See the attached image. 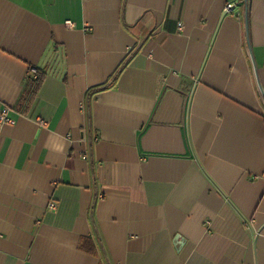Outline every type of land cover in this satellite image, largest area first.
<instances>
[{
    "label": "crops",
    "instance_id": "obj_1",
    "mask_svg": "<svg viewBox=\"0 0 264 264\" xmlns=\"http://www.w3.org/2000/svg\"><path fill=\"white\" fill-rule=\"evenodd\" d=\"M4 109L0 264H264V0H0Z\"/></svg>",
    "mask_w": 264,
    "mask_h": 264
},
{
    "label": "trees",
    "instance_id": "obj_2",
    "mask_svg": "<svg viewBox=\"0 0 264 264\" xmlns=\"http://www.w3.org/2000/svg\"><path fill=\"white\" fill-rule=\"evenodd\" d=\"M243 3L247 4V7L249 9L251 0H240ZM47 77V72L44 69L41 68H36L35 71L31 70L27 77L25 78L24 81V90L23 93L16 104L15 108L21 112V113H28L30 109L32 108L35 100L37 99L39 90L41 89L45 79ZM107 85V84H106ZM99 86L97 88H94L87 93V109H86V114H87V121L90 124L92 121V111H91V105H90V97L91 93L95 92L97 89L104 87ZM93 226H94V231H97V224L95 218L92 220ZM97 233V237L99 242L101 243L100 247H96L95 241H93L91 236H83L81 237L79 248L93 253L97 256H99L100 262L99 264H114L107 252L106 249L102 250L103 244H102V238L101 236Z\"/></svg>",
    "mask_w": 264,
    "mask_h": 264
},
{
    "label": "built area",
    "instance_id": "obj_3",
    "mask_svg": "<svg viewBox=\"0 0 264 264\" xmlns=\"http://www.w3.org/2000/svg\"><path fill=\"white\" fill-rule=\"evenodd\" d=\"M232 8H233V4L228 3L227 6H226V10H227V11H228V10H232ZM67 25H68L69 27H74V23H73L72 21H67ZM178 28H179V29H183V23H182V22H179V26H178ZM33 71H35V69H34ZM0 121H1V122H11V123L14 122V119L8 115V109H4V110L1 112V114H0ZM49 205H50V208H52V209H55V208L57 207L55 201L50 202Z\"/></svg>",
    "mask_w": 264,
    "mask_h": 264
}]
</instances>
